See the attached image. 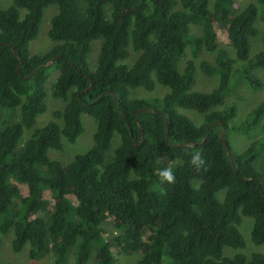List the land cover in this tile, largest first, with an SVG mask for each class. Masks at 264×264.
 <instances>
[{
  "label": "trees",
  "instance_id": "trees-1",
  "mask_svg": "<svg viewBox=\"0 0 264 264\" xmlns=\"http://www.w3.org/2000/svg\"><path fill=\"white\" fill-rule=\"evenodd\" d=\"M236 2L13 0L0 10V107L20 109L17 120L0 127V233L12 231L15 251L29 244L37 260L51 249L55 264H88L91 258L114 264L115 255L136 252L144 254L139 264H264V252L225 255L227 247L246 245L244 216L254 220L252 241L264 244V145L254 138L234 152L227 137L230 129L264 119V97L238 126L232 124L235 106L224 104L232 72L237 78L241 69L251 72L246 80L263 86L254 73L264 70V32L253 56L251 43L264 20V0L240 11ZM50 5L59 8L48 32L57 43L46 54H31ZM192 25L201 26V35L191 33ZM221 36L242 61L239 68L219 48ZM97 39L92 70L88 56ZM188 46L194 55L218 49L214 63H201L219 79L210 93L190 91L193 59L178 70ZM131 51L138 53L132 65L126 62ZM53 67L59 74L51 94L66 102L56 113L63 122L36 127L47 109ZM157 82L169 87L163 97L133 95L139 88L154 90ZM179 108L196 110L203 121L197 124ZM83 114L96 121L92 148L67 164L51 158V150H63L65 140L75 143L84 132ZM26 131L31 136L20 146ZM195 153L205 161L199 168L191 163ZM168 167L174 183L158 174ZM107 220L123 232L111 238L102 226Z\"/></svg>",
  "mask_w": 264,
  "mask_h": 264
},
{
  "label": "rangeland",
  "instance_id": "rangeland-1",
  "mask_svg": "<svg viewBox=\"0 0 264 264\" xmlns=\"http://www.w3.org/2000/svg\"><path fill=\"white\" fill-rule=\"evenodd\" d=\"M255 0H237L236 8L237 11L244 9L249 3L254 2ZM13 4V0H0V10L6 9ZM59 8L57 5H50L46 8L43 21L41 24V29L38 36L30 42L29 50L31 54H46L52 50L54 45L57 43L52 40L49 35V29L51 27V22L53 16L58 13ZM26 10L21 9V15L24 16ZM257 26L260 30L259 35L253 37L252 40V48H251V56L256 54V52L262 49V33L264 32V20L261 18L257 22ZM191 33L194 35H201V26L200 25H192ZM101 39H97L92 42L91 50L89 52L88 61L89 66L92 70H95L98 63V56L100 53ZM219 48H224L227 50L229 56L232 59L236 60L235 67L239 68L241 64V60L237 58L236 51L234 47L221 36V40L219 42ZM218 49L213 52H208L204 48L194 55L192 48L188 46L185 50V53L178 60V70L180 72L184 71V67L186 61L189 59H193L196 66V80L190 91H196L201 93H210L217 86L219 81L216 75L207 74L202 68V61L206 60L211 63L215 62V58L217 56ZM138 57V53L131 51L130 57L126 60L127 63L132 65ZM54 61L51 63L53 64ZM257 72V73H256ZM254 73L255 76H258L259 79L263 82L262 87L253 88L251 83L246 80V76L251 72L247 73L245 70L241 69L239 78L238 74L232 72L231 79V90L226 94L224 99V104L231 103V105L235 106L237 110V114L235 118L232 120V124L238 126L241 124H245L249 118L251 119V113L253 108L259 103V101L264 97V70L257 69ZM50 79L47 82V90L48 95L46 98L47 109L44 113L40 114L37 118V126H42L47 124L50 121H58L62 124V119L56 116V113L62 111L66 105V102L55 98L51 94V86L53 82L56 80L59 71L53 67L49 71ZM167 92H169V87L157 82V85L154 90H146L144 88H139L134 90L133 95L137 97H163ZM184 114L192 118L197 124H200L203 121V114L197 112L192 109L179 108ZM20 115V109H9L5 107H0V119L1 125L3 127L7 124L12 123L17 120ZM82 121L84 125V132L78 137L75 143H70L65 140V146L63 150H51L49 155L53 159H57L63 164H67L74 159L77 154L85 153L90 148H92L94 144V132L96 130V121L89 114H83ZM31 136L29 131H26L24 136L22 137L19 145L24 144L26 140H28ZM228 140L233 148L234 152H242L249 142H251L254 138H260L262 144L264 145V119L261 120L259 124H256L252 127H242L239 130L230 129L227 132ZM117 145V142L116 144ZM23 194H26L25 187H22ZM226 190H221L217 196L219 200L223 201L225 197ZM48 197V194H46ZM254 225L253 218L249 216H244L242 224L240 225V231L242 232L246 245L242 249H234L227 247L225 249V255L227 257L233 256L238 250L245 252L248 256H251L255 252H264V244L256 245L251 238V232ZM102 226L106 229L107 234L111 238L121 234L123 231L116 227L113 221L107 220L102 222ZM12 239L13 233L12 231L6 234L0 233V264H55V256L54 252L50 249L48 252L43 253L37 260H34L30 256V246L27 244L23 250L15 251L12 248ZM142 252H136L132 254L121 253L118 256L115 255L114 264H139L140 259L143 257ZM165 259L168 258V254L165 252ZM65 264H72L71 259L67 261ZM88 264H95V259L91 258Z\"/></svg>",
  "mask_w": 264,
  "mask_h": 264
},
{
  "label": "clouds",
  "instance_id": "clouds-1",
  "mask_svg": "<svg viewBox=\"0 0 264 264\" xmlns=\"http://www.w3.org/2000/svg\"><path fill=\"white\" fill-rule=\"evenodd\" d=\"M191 163L199 168L204 165L205 161L200 153H195L191 158ZM158 174L162 180L167 181L168 183H174L176 180V176L171 167L160 170Z\"/></svg>",
  "mask_w": 264,
  "mask_h": 264
},
{
  "label": "water",
  "instance_id": "water-1",
  "mask_svg": "<svg viewBox=\"0 0 264 264\" xmlns=\"http://www.w3.org/2000/svg\"><path fill=\"white\" fill-rule=\"evenodd\" d=\"M54 61V59H52L50 62L52 63ZM222 137L224 138V132L222 133ZM224 142L226 143V146L228 148V151L230 152L231 154V150L229 149V145L227 144V142L224 140Z\"/></svg>",
  "mask_w": 264,
  "mask_h": 264
}]
</instances>
